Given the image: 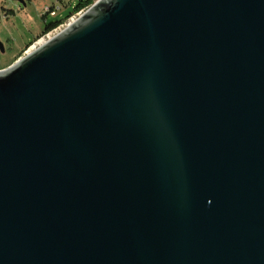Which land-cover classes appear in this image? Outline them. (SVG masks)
Wrapping results in <instances>:
<instances>
[{
    "label": "water",
    "instance_id": "water-1",
    "mask_svg": "<svg viewBox=\"0 0 264 264\" xmlns=\"http://www.w3.org/2000/svg\"><path fill=\"white\" fill-rule=\"evenodd\" d=\"M0 264H264V0H97L0 70Z\"/></svg>",
    "mask_w": 264,
    "mask_h": 264
},
{
    "label": "rangeland",
    "instance_id": "rangeland-1",
    "mask_svg": "<svg viewBox=\"0 0 264 264\" xmlns=\"http://www.w3.org/2000/svg\"><path fill=\"white\" fill-rule=\"evenodd\" d=\"M24 1L25 5L18 0H0V40L5 46V52L0 50V70L15 64L35 42L46 36L43 19L46 8L63 16L76 0ZM55 19L50 15L47 18L48 22Z\"/></svg>",
    "mask_w": 264,
    "mask_h": 264
},
{
    "label": "trees",
    "instance_id": "trees-1",
    "mask_svg": "<svg viewBox=\"0 0 264 264\" xmlns=\"http://www.w3.org/2000/svg\"><path fill=\"white\" fill-rule=\"evenodd\" d=\"M94 3H95V0H76L72 4L73 6H72V9L70 11L67 10L63 16L62 15L53 16L56 19H55V21H52V22H48V20H47L49 15H44L43 16V19H44V34L50 32L51 30H53L55 27H57L58 25L63 23L66 19H68L74 13L80 11L83 8L85 9V8L91 6ZM32 43H33V41H31L29 44H32Z\"/></svg>",
    "mask_w": 264,
    "mask_h": 264
},
{
    "label": "bare ground",
    "instance_id": "bare-ground-1",
    "mask_svg": "<svg viewBox=\"0 0 264 264\" xmlns=\"http://www.w3.org/2000/svg\"><path fill=\"white\" fill-rule=\"evenodd\" d=\"M90 7V6H89ZM85 8L83 11V14L85 13V11L89 8ZM59 12H56V14H53L51 16H56L58 15ZM81 14V16L83 15ZM68 20V19H66ZM65 20V21H66ZM76 21V20H75ZM59 26V25H58ZM69 25H62V27H58L56 29L51 30L50 32L46 33V36L41 38L40 40H38L37 42H35L27 51L26 54H29L30 52L34 51L37 47H39V45L43 44L44 42H46L47 40L51 39L53 36H55L56 34H58L60 31H62L63 29H65L66 27H68Z\"/></svg>",
    "mask_w": 264,
    "mask_h": 264
},
{
    "label": "built area",
    "instance_id": "built-area-1",
    "mask_svg": "<svg viewBox=\"0 0 264 264\" xmlns=\"http://www.w3.org/2000/svg\"><path fill=\"white\" fill-rule=\"evenodd\" d=\"M83 11H84V8L81 9L80 11L74 13L73 15H71L68 20L64 21L63 23H61L59 26L55 27L54 29L58 28V27H62V25H70L72 24L73 22H75V20H77L81 14H83ZM56 12H58L57 10H51L49 8H46V11H45V15H53V14H56Z\"/></svg>",
    "mask_w": 264,
    "mask_h": 264
}]
</instances>
